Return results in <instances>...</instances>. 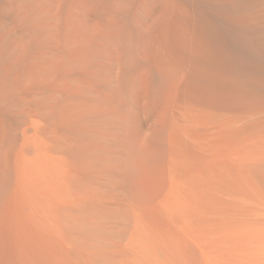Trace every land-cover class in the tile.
Here are the masks:
<instances>
[{
  "label": "bare ground",
  "instance_id": "6f19581e",
  "mask_svg": "<svg viewBox=\"0 0 264 264\" xmlns=\"http://www.w3.org/2000/svg\"><path fill=\"white\" fill-rule=\"evenodd\" d=\"M0 264H264V0H0Z\"/></svg>",
  "mask_w": 264,
  "mask_h": 264
}]
</instances>
